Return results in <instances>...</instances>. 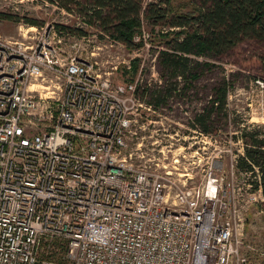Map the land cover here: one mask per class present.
Wrapping results in <instances>:
<instances>
[{
    "label": "built area",
    "instance_id": "2783aa9c",
    "mask_svg": "<svg viewBox=\"0 0 264 264\" xmlns=\"http://www.w3.org/2000/svg\"><path fill=\"white\" fill-rule=\"evenodd\" d=\"M21 35L0 34V264H243L245 212L264 200L259 168L238 170L243 138L179 124L199 182L170 149L136 162L130 141L159 109L139 75L114 84L52 25Z\"/></svg>",
    "mask_w": 264,
    "mask_h": 264
},
{
    "label": "rangeland",
    "instance_id": "374dc122",
    "mask_svg": "<svg viewBox=\"0 0 264 264\" xmlns=\"http://www.w3.org/2000/svg\"><path fill=\"white\" fill-rule=\"evenodd\" d=\"M152 1L157 0H145L146 4ZM170 2L178 12H183L189 0ZM0 12L19 18L18 21L0 18V34L4 37L21 39L22 30L27 26L55 27L56 24H62L79 28L80 34L68 30L62 32L64 54L96 61L101 72L112 71L110 76L114 84L132 82L139 75L142 98L159 106V109L140 122L142 129L139 128L138 134L130 141L135 156L140 155L135 158L136 162L152 163L149 158H159L162 155L161 149H170L166 162L178 164L175 163L173 154H180L179 164L193 171L194 180L199 182L203 171L202 167L198 166V155L194 147L183 148L188 146L191 139H183L189 129L179 124H185L190 129L201 128L195 118L211 108L214 90L225 79L230 82L227 104L229 118L225 116L226 111L214 112L210 123L211 134L218 138L236 139L245 126H264V63L261 60L264 43L260 41L245 40L231 52L219 57L191 55L192 59L203 64L198 70L199 77L193 80L185 77L171 78L170 71H167L164 65L162 52H176L166 42L175 36L179 28L155 26L148 22L143 14L142 33L146 35L145 41L149 45L129 49L121 41L110 38L91 23H86L84 17L76 10H65L56 2L0 0ZM30 21L37 24L34 25ZM134 58H140L139 68L140 65L142 68L137 74L124 65V62ZM258 81L260 83H257ZM172 82H176L177 88L171 92L168 87ZM157 90L162 92L165 100L161 104L157 103L152 95ZM143 93H146L147 97ZM176 132L179 135H176ZM183 155H186V158ZM157 161L156 159L155 162ZM225 163L230 165L231 159L228 158ZM236 174L240 178L238 172ZM251 180L252 177L246 176L244 182ZM247 209L241 246V255L245 259L243 264H264V200L253 201ZM240 263L242 264L241 261Z\"/></svg>",
    "mask_w": 264,
    "mask_h": 264
},
{
    "label": "trees",
    "instance_id": "16d2710c",
    "mask_svg": "<svg viewBox=\"0 0 264 264\" xmlns=\"http://www.w3.org/2000/svg\"><path fill=\"white\" fill-rule=\"evenodd\" d=\"M56 2L68 11L76 10L86 23H91L112 39L121 41L127 48L143 46L135 42L136 35L142 34V14L155 26L179 28L175 36L166 43L176 52L163 51V62L171 78L185 77L197 79L198 70L203 64L191 58V55L219 57L231 52L245 40L264 43V0H189L183 12H178L170 0H157L146 4L145 0H49ZM0 18L18 21L13 14L0 12ZM36 25L35 21H30ZM60 33L70 31L80 34L79 28L62 24L55 25ZM170 35V32H167ZM139 59L130 61L133 73L139 71ZM264 63V54L261 55ZM177 82V81H176ZM176 82L168 87L175 91ZM230 82L225 79L215 88L211 108L196 116L195 121L206 132H210V123L214 112H225L229 97ZM156 102H164L162 92L152 93ZM229 118V117H228ZM246 151L238 161L239 171H254L258 167L262 180L264 197V126L252 124L240 131Z\"/></svg>",
    "mask_w": 264,
    "mask_h": 264
}]
</instances>
